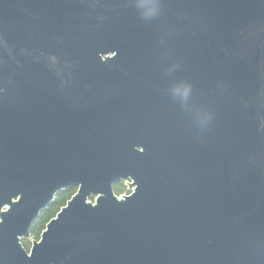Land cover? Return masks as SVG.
Returning a JSON list of instances; mask_svg holds the SVG:
<instances>
[{
  "label": "water",
  "instance_id": "water-1",
  "mask_svg": "<svg viewBox=\"0 0 264 264\" xmlns=\"http://www.w3.org/2000/svg\"><path fill=\"white\" fill-rule=\"evenodd\" d=\"M0 264H264V0H0Z\"/></svg>",
  "mask_w": 264,
  "mask_h": 264
},
{
  "label": "trees",
  "instance_id": "trees-1",
  "mask_svg": "<svg viewBox=\"0 0 264 264\" xmlns=\"http://www.w3.org/2000/svg\"><path fill=\"white\" fill-rule=\"evenodd\" d=\"M75 188L70 187L60 192L52 202V204L41 213L40 217L34 222L29 230L30 236L37 240L41 231L45 228V224L55 216L59 209L65 205L67 200L74 194ZM25 249H29L30 241L25 238L22 240Z\"/></svg>",
  "mask_w": 264,
  "mask_h": 264
},
{
  "label": "flooded vegetation",
  "instance_id": "flooded-vegetation-1",
  "mask_svg": "<svg viewBox=\"0 0 264 264\" xmlns=\"http://www.w3.org/2000/svg\"><path fill=\"white\" fill-rule=\"evenodd\" d=\"M130 183H132V180L131 179H127V180H125V179H117V180H114L113 182H112V184L111 185H113V191H114V193L117 195V196H119V195H128L130 192H131V190L128 188V185L130 184ZM72 185H75V184H72ZM76 185H78V184H76ZM70 187H73V188H75V191H76V189H77V186H70ZM70 187H68V188H70ZM45 211V210H44ZM42 213V212H41ZM41 215V214H40ZM40 217V216H39ZM38 217V218H39ZM37 218V219H38ZM36 219V220H37ZM35 220V221H36ZM34 221V222H35ZM34 224V223H33ZM46 225V224H45ZM43 231V230H42ZM41 231V232H42ZM41 234V233H40ZM39 237H40V235H39ZM29 241H30V245H29V249H30V247H31V245H32V242L35 240V239H33L31 236H30V234L26 237ZM25 239V238H24ZM23 240V239H22ZM22 240H21V243H22ZM38 240V239H37ZM29 249H26L27 251H29Z\"/></svg>",
  "mask_w": 264,
  "mask_h": 264
}]
</instances>
